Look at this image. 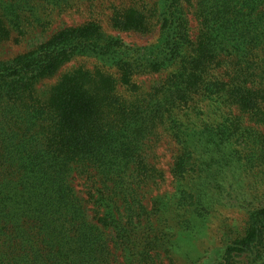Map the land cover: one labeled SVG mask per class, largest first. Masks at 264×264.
<instances>
[{"label":"trees","instance_id":"trees-1","mask_svg":"<svg viewBox=\"0 0 264 264\" xmlns=\"http://www.w3.org/2000/svg\"><path fill=\"white\" fill-rule=\"evenodd\" d=\"M35 3L69 4L0 0V45ZM109 26L158 33L132 45L90 19L0 58V264H156L218 205L242 226L186 264H264V0L113 6ZM163 138L171 190L151 196Z\"/></svg>","mask_w":264,"mask_h":264},{"label":"rangeland","instance_id":"rangeland-1","mask_svg":"<svg viewBox=\"0 0 264 264\" xmlns=\"http://www.w3.org/2000/svg\"><path fill=\"white\" fill-rule=\"evenodd\" d=\"M68 5L63 6V10L59 8L50 10V5L46 4L44 7H40L38 3H35L34 11L36 16L41 17L40 22H36L32 19V25L24 29L22 32H13L10 39L0 45V58L10 57L16 53L22 52L49 37L53 32L59 28L70 26L73 24H79L86 20H98L105 30L113 36H119L128 44L132 45H145L150 43L157 36V26L153 27L147 33H138L130 31H119L109 26V16L112 13L113 6H126L129 4H138L141 7L143 5H150L154 0H67ZM91 7V8H90ZM188 16L190 20V26L193 28V34L196 32L197 22L192 14L193 9L187 8ZM46 15V16H45ZM16 37V38H15ZM80 64L86 65L88 68H92L93 62L91 60L80 59ZM77 63V64H79ZM71 65L68 63L66 66ZM65 66V67H66ZM57 75L49 79H45L43 87L45 88L57 79ZM154 76L145 75L136 79L142 86L148 87ZM161 132V131H159ZM167 137V136H166ZM174 144L167 138H163L159 141L154 148L152 161L156 166L162 170L163 178L158 179L156 187L151 192V196L163 193L171 190V173L170 167L173 157ZM81 188V184H78ZM144 203L149 206V198L144 199ZM215 215L207 222L203 227H197L198 232L191 236L189 233L181 234L178 239V244L181 246L180 253H173L172 258L161 254L156 261V264H186L190 257L197 256L205 247L215 244L217 237L222 232L224 233V227L230 226L234 229L241 227L243 222V214L234 211L232 209L224 208L218 205ZM98 218V217H97ZM225 221V222H222ZM207 227H209L207 231ZM223 227V229H222ZM186 252V253H185ZM115 261L112 264L125 263L123 258L120 257L119 252L116 253Z\"/></svg>","mask_w":264,"mask_h":264}]
</instances>
